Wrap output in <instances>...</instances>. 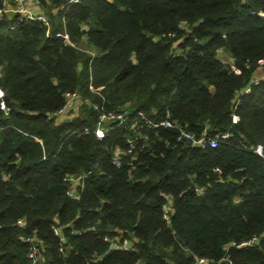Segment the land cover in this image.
Listing matches in <instances>:
<instances>
[{"label": "trees", "instance_id": "1", "mask_svg": "<svg viewBox=\"0 0 264 264\" xmlns=\"http://www.w3.org/2000/svg\"><path fill=\"white\" fill-rule=\"evenodd\" d=\"M42 9L48 24L0 17V264H33L32 235L37 264H264V0ZM68 91L88 102L56 124ZM124 108L169 111L176 126L139 118L124 154L136 130L95 134L103 111ZM182 128L218 144L191 145ZM125 237L130 250L111 247Z\"/></svg>", "mask_w": 264, "mask_h": 264}, {"label": "built area", "instance_id": "2", "mask_svg": "<svg viewBox=\"0 0 264 264\" xmlns=\"http://www.w3.org/2000/svg\"><path fill=\"white\" fill-rule=\"evenodd\" d=\"M17 3L20 5L18 11L19 14V20H40L46 24L49 23L48 16L45 14L44 10L42 9V0H16ZM78 0H71V2H76ZM0 2H3V0H0ZM3 11L0 8V17H2ZM67 37V36H66ZM221 61L226 62L225 59L220 58ZM264 60L261 61L263 63ZM232 68L235 70V72H239V69H237L234 65H232ZM249 88L245 89L244 92H249ZM4 95V91L0 87V98H2ZM65 103L64 105L51 113H48V118H54L56 124H60L64 121L67 120H72L75 116L78 115L79 110L81 109V105L84 102H88L87 98H84L79 92L76 91H68L65 93ZM1 107L5 108L4 102L1 100ZM95 107L98 108V105L95 104ZM140 119L144 121V123L148 127H173L176 126V123L172 120V117L168 111L167 116L163 117L161 119L155 120L147 117L143 111H129L126 110L125 108L120 111V112H114V111H106L102 112L100 115V122L98 123L97 128L95 129V134L99 138H103L106 134V128L103 126L106 125L107 123H116V125L123 124L124 127H127L129 130L134 129L137 132L133 136H127L125 141L128 143V148L123 152L124 154L130 153L135 149L136 141L138 140L139 137H142L143 134L141 135L140 131L142 129V125L140 123ZM133 119V120H132ZM88 130V129H87ZM223 137H226L227 135L224 134L222 135ZM182 137H185L186 139L191 141V145H200V146H205L209 144L212 147H215L218 144V138L219 135H216L214 137L212 136H207V135H196L193 132L187 131L185 128L181 129L180 136L178 139H181ZM257 152L261 153L262 148L258 147L256 149ZM113 162L115 165L119 166L122 163V154L121 153H116L113 157ZM87 174L84 173L79 177H74V182H73V188L68 189L67 193L74 197L76 195L75 191V186L76 183L83 177H85ZM170 198V197H169ZM170 209H171V204L167 203L163 206V212H164V218L169 221V215H170ZM20 225H23V221L19 220L18 221ZM55 232L59 233V228L54 227ZM107 238V237H106ZM255 240V238H254ZM26 241L29 242L30 244V249H29V257L32 259L33 264L39 263V261L42 259V250L40 247V244L36 238L35 235L29 236L26 238ZM112 241L111 247H117L121 248L124 250H130L131 245H130V239L128 238H123V240L120 243H117L114 240ZM245 244V243H244ZM62 250V248H61ZM203 259L200 260V262Z\"/></svg>", "mask_w": 264, "mask_h": 264}, {"label": "crops", "instance_id": "3", "mask_svg": "<svg viewBox=\"0 0 264 264\" xmlns=\"http://www.w3.org/2000/svg\"><path fill=\"white\" fill-rule=\"evenodd\" d=\"M2 5V11L7 15H13L15 13H18L17 10L20 7L16 0H3Z\"/></svg>", "mask_w": 264, "mask_h": 264}, {"label": "rangeland", "instance_id": "4", "mask_svg": "<svg viewBox=\"0 0 264 264\" xmlns=\"http://www.w3.org/2000/svg\"><path fill=\"white\" fill-rule=\"evenodd\" d=\"M45 12V11H44ZM46 13V12H45ZM261 71H262V68H261Z\"/></svg>", "mask_w": 264, "mask_h": 264}, {"label": "water", "instance_id": "5", "mask_svg": "<svg viewBox=\"0 0 264 264\" xmlns=\"http://www.w3.org/2000/svg\"><path fill=\"white\" fill-rule=\"evenodd\" d=\"M254 80H252L251 82H253Z\"/></svg>", "mask_w": 264, "mask_h": 264}]
</instances>
